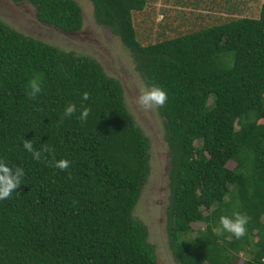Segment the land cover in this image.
<instances>
[{"label":"trees","instance_id":"obj_1","mask_svg":"<svg viewBox=\"0 0 264 264\" xmlns=\"http://www.w3.org/2000/svg\"><path fill=\"white\" fill-rule=\"evenodd\" d=\"M11 1L28 2L38 21L64 32L80 29L75 0ZM88 1L144 86L167 93L155 110L167 148L163 225L173 261L264 264V0L252 13L246 0H188L183 26L164 22L163 13L146 42L133 15L151 0ZM34 77L42 91L30 99ZM69 103L77 111L65 116ZM82 106L91 109L86 121L77 119ZM24 140L53 151L35 160ZM62 158L66 170L53 164ZM0 160L25 173L0 200V264H157L146 226L132 216L148 173V140L120 83L93 58L1 20ZM236 211L250 217L245 236L217 235L219 217ZM194 222L204 225L192 235Z\"/></svg>","mask_w":264,"mask_h":264},{"label":"rangeland","instance_id":"obj_2","mask_svg":"<svg viewBox=\"0 0 264 264\" xmlns=\"http://www.w3.org/2000/svg\"><path fill=\"white\" fill-rule=\"evenodd\" d=\"M75 1L81 9L82 23L80 29L74 33H67L38 21L33 7L28 2L16 3L11 0H0V20L26 36L65 51L71 50L93 58L108 76L120 83L124 105L148 140V173L132 216L146 226L147 240L153 247L157 264H176L167 247L163 225V211L167 195V148L162 138L161 119L155 107L143 110L136 105L135 98L144 84L134 70L129 53L118 37L109 28L98 25L94 21L91 3L88 0ZM173 1L151 0L143 11L134 13L135 30L142 42L153 39L160 31L158 23L161 22L163 13H165L164 22L168 23L173 20V24L183 26L181 23L183 17L179 15V11L188 6V0L182 1L184 2L183 7L173 4ZM260 1L246 0L247 3L244 4L247 8L249 6L252 13L256 11V6ZM193 9L194 12L197 11ZM246 13L251 15L249 10ZM209 14H212L209 19H214V15L218 13L213 14L210 11ZM148 33L150 37L147 39ZM227 165L232 168L234 162L230 161ZM203 225L202 222L191 223L193 231L191 234L195 235V230L202 228ZM239 255L243 259V255Z\"/></svg>","mask_w":264,"mask_h":264},{"label":"clouds","instance_id":"obj_3","mask_svg":"<svg viewBox=\"0 0 264 264\" xmlns=\"http://www.w3.org/2000/svg\"><path fill=\"white\" fill-rule=\"evenodd\" d=\"M28 91L25 93L30 99H35L42 91L41 84L38 77H34L28 82ZM89 94L84 92L82 100H87ZM167 93L161 87L152 85L144 86L139 90L135 98V103L143 110H150L154 107H161L167 101ZM77 111L76 105L69 103L65 106L64 115L72 116ZM91 109L88 107H81L80 113L77 117L80 121H86ZM23 147L26 151L32 154L35 160H41L42 154L53 151L47 144H43L40 149H35L31 140H24ZM53 164L60 170L69 168V161L67 159L54 160ZM24 170L20 167H11L4 160H0V200L9 198L14 190L21 184V178L24 176ZM250 217L239 211L233 212L231 216L221 215L219 217V226L215 229L217 235L224 232L232 234L235 238L240 239L245 236L247 232L246 225Z\"/></svg>","mask_w":264,"mask_h":264}]
</instances>
